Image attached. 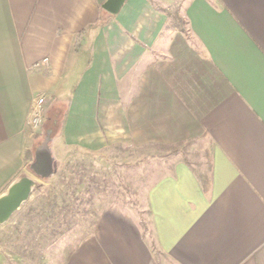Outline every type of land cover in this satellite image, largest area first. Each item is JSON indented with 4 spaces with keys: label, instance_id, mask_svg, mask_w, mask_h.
I'll return each mask as SVG.
<instances>
[{
    "label": "crops",
    "instance_id": "obj_1",
    "mask_svg": "<svg viewBox=\"0 0 264 264\" xmlns=\"http://www.w3.org/2000/svg\"><path fill=\"white\" fill-rule=\"evenodd\" d=\"M106 1L0 0V196L28 175L42 95L66 151L211 145L208 175L177 160L147 188L150 235L112 207L59 264H264V0H182L184 28L175 0Z\"/></svg>",
    "mask_w": 264,
    "mask_h": 264
},
{
    "label": "rangeland",
    "instance_id": "obj_2",
    "mask_svg": "<svg viewBox=\"0 0 264 264\" xmlns=\"http://www.w3.org/2000/svg\"><path fill=\"white\" fill-rule=\"evenodd\" d=\"M175 1L173 9L178 10L180 17L183 1ZM60 109L50 111L45 132L42 125L36 129L31 127L39 133L38 149L53 146L56 156L46 160L47 167L35 170L33 163L28 167L27 176L34 179L37 186L27 202L7 222L0 224V264H59L65 249L91 234L98 215L112 207L135 213L143 230L150 235L152 221L145 206V195L162 170L145 181L140 179L143 170L135 163L146 151L135 150L129 143L110 144L97 152L79 147L66 151L62 137L55 135L63 118ZM210 146L201 147L200 143L192 142L187 149L190 160L198 163V168H203L206 175L210 170ZM77 170L82 173L78 180L74 176ZM74 182L81 183L80 189H85L78 196L81 200L73 198L71 203H75L66 217L58 214L59 209L51 210L46 205L43 210L46 197L60 196L68 185H75Z\"/></svg>",
    "mask_w": 264,
    "mask_h": 264
},
{
    "label": "trees",
    "instance_id": "obj_3",
    "mask_svg": "<svg viewBox=\"0 0 264 264\" xmlns=\"http://www.w3.org/2000/svg\"><path fill=\"white\" fill-rule=\"evenodd\" d=\"M173 10L174 9L172 8L170 11H167L170 18L169 21L171 26L184 28L182 26L184 25L183 23H185L184 18L182 16L179 17L178 10L177 11L174 10L175 12H173ZM39 143H40V139L35 141V143H33L31 147L28 148L26 151L25 160L29 168H31V163H33L36 159V151L38 146L40 145ZM189 143H185L183 145H177L174 147L172 146L169 147L168 149L164 147V149L148 152V154H146L143 158H141L139 161H136L135 163L136 165L141 166L143 170V174L140 176V179L145 181L150 175L161 169L162 171L158 172L157 178L152 182H156L160 180L167 172L173 171L174 165L177 160H185L191 164V160L189 158L190 154L187 150ZM81 174L82 173L77 170V173H75L74 175L76 180H78L81 177ZM74 183L76 184L71 186L68 185L69 187L66 188V190H64V192H62L60 196L57 195L54 197L52 196L46 197L44 203L42 204L43 210L45 209V205H46V208L51 210L59 209L58 214L60 216L66 217L70 208L73 206V203H75V202L71 203L73 198L76 199L75 197H77L78 199L81 200V198H79L78 196L79 194H82V192L85 189L84 187L80 189L81 183H77V182Z\"/></svg>",
    "mask_w": 264,
    "mask_h": 264
},
{
    "label": "water",
    "instance_id": "obj_4",
    "mask_svg": "<svg viewBox=\"0 0 264 264\" xmlns=\"http://www.w3.org/2000/svg\"><path fill=\"white\" fill-rule=\"evenodd\" d=\"M125 0H107L103 4V8L112 14L118 13ZM41 157L36 156L35 161L32 164V168L37 170L38 167H47V164L43 165L40 160ZM51 157H49L50 159ZM47 160V159H46ZM45 160V162H47ZM44 162V163H45ZM51 163V162H50ZM36 182L29 176H23L18 181L13 183L7 193L0 196V224L7 222L11 216L21 208L24 202H26L32 192Z\"/></svg>",
    "mask_w": 264,
    "mask_h": 264
},
{
    "label": "built area",
    "instance_id": "obj_5",
    "mask_svg": "<svg viewBox=\"0 0 264 264\" xmlns=\"http://www.w3.org/2000/svg\"><path fill=\"white\" fill-rule=\"evenodd\" d=\"M47 60L48 58L44 59V61ZM44 101H45V97L41 95L35 98L33 102L32 109L27 121L28 125L33 129H36L43 124L44 114H45Z\"/></svg>",
    "mask_w": 264,
    "mask_h": 264
}]
</instances>
